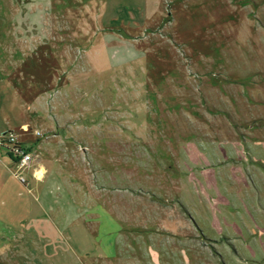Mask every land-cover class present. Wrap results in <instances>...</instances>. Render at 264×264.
<instances>
[{
    "label": "rangeland",
    "instance_id": "rangeland-1",
    "mask_svg": "<svg viewBox=\"0 0 264 264\" xmlns=\"http://www.w3.org/2000/svg\"><path fill=\"white\" fill-rule=\"evenodd\" d=\"M2 49L10 113L106 207L22 264H264V0H0Z\"/></svg>",
    "mask_w": 264,
    "mask_h": 264
},
{
    "label": "crops",
    "instance_id": "crops-1",
    "mask_svg": "<svg viewBox=\"0 0 264 264\" xmlns=\"http://www.w3.org/2000/svg\"><path fill=\"white\" fill-rule=\"evenodd\" d=\"M21 24H24V19ZM38 36L37 39L44 35L38 33ZM8 52V49H2L0 55L6 53L7 56ZM15 54L17 56L19 53ZM9 72V68L0 63V134L8 131L16 133L21 143L32 148L36 154L31 166L18 174V166L11 157L5 156L0 164V264H22L26 259V248L36 249L38 254L42 242L47 247L56 241V235L51 236L54 231H71L73 226L82 228L85 224H92V221L99 224L103 221L106 207L100 201L103 194H99L97 187L90 184L89 177L91 174L93 178V174L87 155L83 156L81 150V156L78 154L77 157L80 162L76 161L71 168L69 164L72 162L61 157V150H56L57 144L48 141L60 138L59 133L62 130L58 132L52 126L51 136L56 137L45 136L46 140L39 141L35 133L32 135L31 130L28 131L30 126L27 123L19 121L10 113L7 100L2 96V88L7 87L9 78L18 77L19 72L12 75ZM49 77L43 76L44 80ZM59 82L55 78L49 79L43 86L55 88ZM65 82H68L67 79ZM60 144L64 145L63 141ZM38 172L42 174L40 179L37 178ZM91 199L93 201L90 203ZM113 201L111 199L108 202L109 209H114ZM88 214L93 217L88 219ZM42 230L46 233L43 236L44 241L41 240Z\"/></svg>",
    "mask_w": 264,
    "mask_h": 264
},
{
    "label": "built area",
    "instance_id": "built-area-1",
    "mask_svg": "<svg viewBox=\"0 0 264 264\" xmlns=\"http://www.w3.org/2000/svg\"><path fill=\"white\" fill-rule=\"evenodd\" d=\"M38 136L44 137L37 132ZM3 156H10L17 163L20 171L27 169L34 160L32 157L30 147L19 142L17 137L11 132L0 134V164Z\"/></svg>",
    "mask_w": 264,
    "mask_h": 264
},
{
    "label": "trees",
    "instance_id": "trees-1",
    "mask_svg": "<svg viewBox=\"0 0 264 264\" xmlns=\"http://www.w3.org/2000/svg\"><path fill=\"white\" fill-rule=\"evenodd\" d=\"M10 157V156H9ZM12 158V157H11ZM13 159V158H12ZM14 160V159H13Z\"/></svg>",
    "mask_w": 264,
    "mask_h": 264
}]
</instances>
